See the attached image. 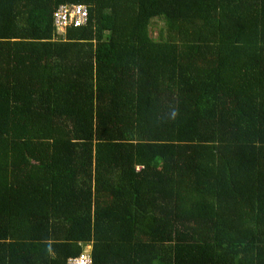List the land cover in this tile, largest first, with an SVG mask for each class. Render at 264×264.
I'll return each instance as SVG.
<instances>
[{"label": "trees", "instance_id": "obj_1", "mask_svg": "<svg viewBox=\"0 0 264 264\" xmlns=\"http://www.w3.org/2000/svg\"><path fill=\"white\" fill-rule=\"evenodd\" d=\"M83 253L264 264V0H0V264Z\"/></svg>", "mask_w": 264, "mask_h": 264}, {"label": "built area", "instance_id": "obj_2", "mask_svg": "<svg viewBox=\"0 0 264 264\" xmlns=\"http://www.w3.org/2000/svg\"><path fill=\"white\" fill-rule=\"evenodd\" d=\"M87 21V9L82 4L61 5L53 17V25L58 34H63L66 27H80L87 24ZM66 264H91V258L87 253L70 256Z\"/></svg>", "mask_w": 264, "mask_h": 264}, {"label": "rangeland", "instance_id": "obj_3", "mask_svg": "<svg viewBox=\"0 0 264 264\" xmlns=\"http://www.w3.org/2000/svg\"><path fill=\"white\" fill-rule=\"evenodd\" d=\"M158 27H160V24L159 23L155 24L154 27H151L150 28V31H151L150 34H151V36L153 38L156 37ZM59 34H62V33H59ZM88 248H89V246H85V249H88Z\"/></svg>", "mask_w": 264, "mask_h": 264}]
</instances>
